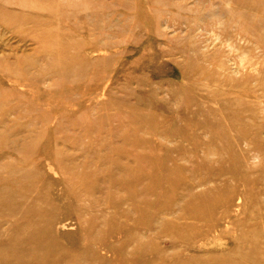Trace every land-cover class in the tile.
Instances as JSON below:
<instances>
[{
	"label": "rangeland",
	"instance_id": "rangeland-1",
	"mask_svg": "<svg viewBox=\"0 0 264 264\" xmlns=\"http://www.w3.org/2000/svg\"><path fill=\"white\" fill-rule=\"evenodd\" d=\"M0 264H264V0H0Z\"/></svg>",
	"mask_w": 264,
	"mask_h": 264
}]
</instances>
